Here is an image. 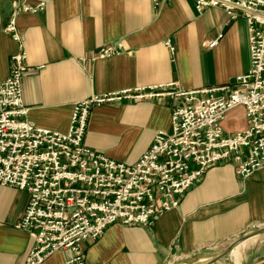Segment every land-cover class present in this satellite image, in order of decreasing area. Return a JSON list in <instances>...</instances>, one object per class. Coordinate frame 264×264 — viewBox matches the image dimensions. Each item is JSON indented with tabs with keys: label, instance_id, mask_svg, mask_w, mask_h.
<instances>
[{
	"label": "crops",
	"instance_id": "obj_1",
	"mask_svg": "<svg viewBox=\"0 0 264 264\" xmlns=\"http://www.w3.org/2000/svg\"><path fill=\"white\" fill-rule=\"evenodd\" d=\"M40 1L46 2L42 11L23 9ZM14 15L27 53L22 84L29 119L63 132L75 103L95 94L156 85L221 87L251 66L246 19L232 20L221 7L199 13L195 0H0V81L9 76L11 56L20 50L5 30ZM220 34L217 45L209 47ZM116 41H123L124 52L92 59L101 46ZM180 100L164 96L96 105L85 142L133 164L158 131L171 130ZM223 125L228 133L245 129L244 107L231 110ZM28 200V191L0 184V264H25L34 247L31 234L16 226ZM262 227L264 169L244 178L232 163L218 164L153 225L115 223L98 240L86 242V263L176 264ZM251 238L255 241L240 256L237 246V264H264V232ZM66 257L57 251L42 264H66Z\"/></svg>",
	"mask_w": 264,
	"mask_h": 264
},
{
	"label": "built area",
	"instance_id": "obj_2",
	"mask_svg": "<svg viewBox=\"0 0 264 264\" xmlns=\"http://www.w3.org/2000/svg\"><path fill=\"white\" fill-rule=\"evenodd\" d=\"M45 6L40 1L23 9L35 13ZM195 6L199 13L221 7L232 20L246 19L251 57L247 72L221 87L181 90L156 85L95 94L75 103L66 132L29 119L22 84L29 70L27 53L16 16L10 19L5 30L20 50L11 56L9 76L0 81V184L29 193L16 225L34 240L25 264H42L57 251L67 253L66 264H87L86 242L98 240L115 223L153 225L180 206L208 168L232 163L244 178L264 169V0H195ZM220 37L208 46H216ZM166 43L174 53L169 39ZM124 51L123 41H116L101 46L92 59ZM164 96L181 99L173 107L171 130L158 131L135 163L86 144L94 106ZM237 107H244L248 125L228 133L223 121Z\"/></svg>",
	"mask_w": 264,
	"mask_h": 264
},
{
	"label": "rangeland",
	"instance_id": "obj_3",
	"mask_svg": "<svg viewBox=\"0 0 264 264\" xmlns=\"http://www.w3.org/2000/svg\"><path fill=\"white\" fill-rule=\"evenodd\" d=\"M255 230H257V229L253 228V229H250L249 231H247V233L245 234V238L253 235ZM240 239L241 238L235 239V240L232 239L230 241L223 243L222 245H220L218 247H216L215 245L210 246L206 249L198 251V253L196 255H194L191 260L180 261L176 264H205V263L209 262L213 257L218 256L219 254L228 250V248L233 243L239 242ZM237 259H238V256L235 254L234 255V261H233V258L230 254V251H228L223 257H221L214 264H234V263L237 264Z\"/></svg>",
	"mask_w": 264,
	"mask_h": 264
},
{
	"label": "water",
	"instance_id": "obj_4",
	"mask_svg": "<svg viewBox=\"0 0 264 264\" xmlns=\"http://www.w3.org/2000/svg\"><path fill=\"white\" fill-rule=\"evenodd\" d=\"M263 232H264V227L255 230V231H254V234L251 235V236L258 235V234H261V233H263ZM251 236H248V237H251ZM248 237H247V238H248ZM244 239H246L245 236H243V237L239 240V242L243 241ZM239 242H237V243H233V244L228 248V250H226L225 252L219 254L218 256L213 257V258H212L209 262H207L206 264H214V263H215L216 261H218L221 257H223L228 251H231V250H232V249H233V248H234Z\"/></svg>",
	"mask_w": 264,
	"mask_h": 264
},
{
	"label": "bare ground",
	"instance_id": "obj_5",
	"mask_svg": "<svg viewBox=\"0 0 264 264\" xmlns=\"http://www.w3.org/2000/svg\"><path fill=\"white\" fill-rule=\"evenodd\" d=\"M259 235V234H258ZM258 235H254V236H258ZM254 236H251V237H254ZM248 238H250V237H248ZM248 238H246V239H244L243 241H241V242H239L234 248H235V250L233 251V254H232V258H233V261H234V255H235V251H236V249H237V246L239 245V244H241L240 245V247H239V249H237V254H238V256H240L239 254H242V250L245 248V247H247L248 245H250L251 243H253V241H255V239H248ZM233 248V249H234ZM232 249V250H233ZM231 250V251H232ZM240 250V251H239ZM230 251V252H231ZM240 252V253H239ZM207 260V259H206ZM206 264V263H205Z\"/></svg>",
	"mask_w": 264,
	"mask_h": 264
}]
</instances>
